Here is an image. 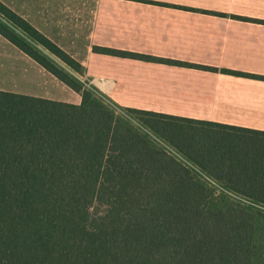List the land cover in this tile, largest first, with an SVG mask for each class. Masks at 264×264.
Returning a JSON list of instances; mask_svg holds the SVG:
<instances>
[{
  "label": "trees",
  "instance_id": "trees-1",
  "mask_svg": "<svg viewBox=\"0 0 264 264\" xmlns=\"http://www.w3.org/2000/svg\"><path fill=\"white\" fill-rule=\"evenodd\" d=\"M0 15L82 72L1 2ZM0 36L81 95L0 91V264H264V132L127 109L229 195L2 21Z\"/></svg>",
  "mask_w": 264,
  "mask_h": 264
},
{
  "label": "crops",
  "instance_id": "crops-1",
  "mask_svg": "<svg viewBox=\"0 0 264 264\" xmlns=\"http://www.w3.org/2000/svg\"><path fill=\"white\" fill-rule=\"evenodd\" d=\"M0 2L79 62L81 73L64 64L66 72L131 121L127 109L264 132V0ZM40 15H48L46 28ZM55 15H63L62 25ZM4 40L3 50L21 65L14 69L15 86L0 91L67 102L40 94V70L55 77ZM94 47L157 60L98 53ZM146 132L215 187L236 195Z\"/></svg>",
  "mask_w": 264,
  "mask_h": 264
},
{
  "label": "rangeland",
  "instance_id": "rangeland-1",
  "mask_svg": "<svg viewBox=\"0 0 264 264\" xmlns=\"http://www.w3.org/2000/svg\"><path fill=\"white\" fill-rule=\"evenodd\" d=\"M24 16L31 20L34 17L33 15H24ZM47 16L48 15H40V19H41L40 23L45 28L47 27V19H48ZM55 17L57 18L56 23L57 24L61 23L62 25L63 15H55ZM0 21H2L5 25H7L13 32L23 37L30 44L35 46L41 53L49 57L51 60L57 63L60 67L66 70V67L64 64H62L54 56L49 54L45 49L37 45L31 38L27 37L23 32H21L17 27H15L13 24H11L6 19H4L1 15H0ZM52 21L55 22L54 20ZM59 34H60V37L62 38V30L59 31ZM6 43L7 42L4 39L0 38V86H15L14 69L18 68L21 65V60L17 56L8 57L12 54L11 53L12 51L5 52L3 50L5 49L4 47ZM39 81H40L39 93L42 95H48V96L55 97L61 100H65L70 103L71 102L77 103L81 100V95L79 93H76L75 91L70 89L68 86H66L62 82H59L57 79L53 78L52 76H48V74L44 72L43 70H40ZM130 117L131 119H133L132 122L135 123L137 127H139L141 130L146 132V129L141 124H139L131 115Z\"/></svg>",
  "mask_w": 264,
  "mask_h": 264
}]
</instances>
